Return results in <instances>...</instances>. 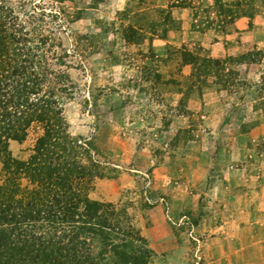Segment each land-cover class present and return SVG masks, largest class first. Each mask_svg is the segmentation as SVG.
Here are the masks:
<instances>
[{
  "label": "rangeland",
  "instance_id": "1",
  "mask_svg": "<svg viewBox=\"0 0 264 264\" xmlns=\"http://www.w3.org/2000/svg\"><path fill=\"white\" fill-rule=\"evenodd\" d=\"M0 2L100 167L90 198L127 212L151 264H264V0ZM43 129L13 156L32 162Z\"/></svg>",
  "mask_w": 264,
  "mask_h": 264
},
{
  "label": "trees",
  "instance_id": "2",
  "mask_svg": "<svg viewBox=\"0 0 264 264\" xmlns=\"http://www.w3.org/2000/svg\"><path fill=\"white\" fill-rule=\"evenodd\" d=\"M18 21L0 2V264H151L148 241L127 212L90 198L100 167L77 152L87 144L63 134L54 92L40 95L50 67L38 74L41 57L27 48ZM15 42L26 43L21 61L12 57ZM34 123L45 131L35 156L18 160L10 142L26 141Z\"/></svg>",
  "mask_w": 264,
  "mask_h": 264
},
{
  "label": "crops",
  "instance_id": "3",
  "mask_svg": "<svg viewBox=\"0 0 264 264\" xmlns=\"http://www.w3.org/2000/svg\"><path fill=\"white\" fill-rule=\"evenodd\" d=\"M257 233H258V232H257ZM257 233H256V234H257ZM251 246L254 247V248H255V247L258 248V247L260 246V240H256V241L254 242V244H252ZM257 251H258L259 253H260V252H264V246H262V248L260 247V249H258V250L256 249V252H257ZM260 257L264 258V253L260 254Z\"/></svg>",
  "mask_w": 264,
  "mask_h": 264
}]
</instances>
